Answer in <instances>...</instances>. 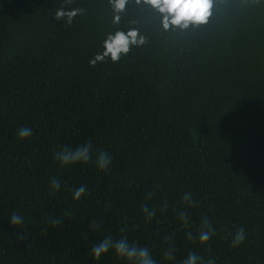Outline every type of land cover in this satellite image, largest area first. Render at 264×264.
<instances>
[{
  "label": "trees",
  "instance_id": "16d2710c",
  "mask_svg": "<svg viewBox=\"0 0 264 264\" xmlns=\"http://www.w3.org/2000/svg\"><path fill=\"white\" fill-rule=\"evenodd\" d=\"M60 7L83 12L68 26L54 19ZM162 18L145 0L120 12L112 0H0V264H128L114 250L93 258L106 236L148 247L158 264L189 252L264 264V0H213L208 23L187 29ZM132 30L144 43L90 66L109 35ZM86 143L89 163L54 158ZM205 217L216 234L201 245L187 232L198 237ZM239 227L246 240L232 247ZM169 246L175 260L163 258Z\"/></svg>",
  "mask_w": 264,
  "mask_h": 264
},
{
  "label": "clouds",
  "instance_id": "9594fccd",
  "mask_svg": "<svg viewBox=\"0 0 264 264\" xmlns=\"http://www.w3.org/2000/svg\"><path fill=\"white\" fill-rule=\"evenodd\" d=\"M71 2V0H68ZM139 2V0H137ZM145 2L162 14V24L164 29H169L172 26L187 29L189 26H198L207 24L209 17L212 15L213 0H145ZM114 9L116 12L123 11L127 0H112ZM82 9H66L60 7L56 10L54 19L57 21H63L68 26H71L75 18L81 15ZM116 21L119 20V16H116ZM144 43V38L139 37L138 32L132 30L127 34L124 32H117L115 35H109L104 41L103 52L95 54L93 59H90V66H96L99 62H104L106 58H110L113 63L120 61L122 55H126L130 51V46L135 44ZM17 135L23 139L32 135V129L28 127H21L17 131ZM61 165H70L76 163H89L92 160V145L86 143L84 145L77 146L75 149L67 146L56 152L54 157ZM112 160L106 151L99 152L96 156L95 163L101 171L109 169ZM51 185L57 191L60 189V181L56 178H52ZM86 192V186L81 185L74 190L73 198L79 200L81 196ZM152 193L148 194L150 198ZM182 200L187 203L189 207H198L199 205L192 199L190 192L185 193ZM142 210L146 213V219L151 220L155 215L156 209H149L147 205H142ZM167 205L164 206L166 209ZM162 209V210H164ZM180 219L185 226H188V213L182 211L179 213ZM10 223L20 225L24 223V219L21 215L13 213L10 217ZM52 224L56 225L60 223V220H51ZM102 223V222H101ZM93 229L99 228V224L95 219L90 224ZM123 231V229H122ZM216 234V229L211 225L209 219L205 217L201 226L198 229V237H194L192 232H187L189 239L199 240L201 245L207 244V242ZM19 240H25L24 234L18 236ZM171 237H165V241L170 240ZM246 240L245 229L239 227L231 240L232 247H238ZM114 250L116 255L121 259L128 261V264H158V261L153 257L151 251L146 246H141L136 243H130L127 237L114 240L110 236L104 237L101 242L93 245L90 249V254L95 260H99L100 257ZM163 258L165 260H175V249L169 246L163 252ZM181 264H216L214 259H208L206 262L204 258L195 252H189L187 257L183 259Z\"/></svg>",
  "mask_w": 264,
  "mask_h": 264
}]
</instances>
